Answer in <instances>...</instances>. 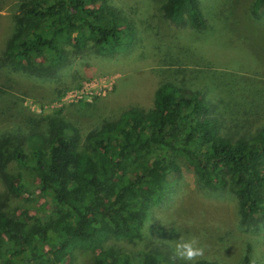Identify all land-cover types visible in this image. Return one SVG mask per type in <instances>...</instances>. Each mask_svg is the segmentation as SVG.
<instances>
[{
    "label": "trees",
    "instance_id": "1",
    "mask_svg": "<svg viewBox=\"0 0 264 264\" xmlns=\"http://www.w3.org/2000/svg\"><path fill=\"white\" fill-rule=\"evenodd\" d=\"M159 1L170 22L206 28L200 0ZM253 8L263 11L264 0H254ZM20 10L1 58L37 77H54L68 62V47L77 54L89 48L113 54L132 31L109 0H25ZM1 103L0 118L16 121L0 132V179L8 192L0 195V264H65L77 250L96 251L90 264H160L153 249L132 263L127 254L101 247L110 239L143 238L149 210L163 200L181 160L202 184L233 186L242 225L264 221V125L229 140L198 90L160 83L152 108L130 107L104 121L86 135L85 147L62 110L37 118ZM37 122L45 130L34 134L40 145L28 164L19 132ZM11 160L37 175L38 195L45 198L40 210L9 209V195L31 196L22 174L9 170ZM239 264L253 262L245 255Z\"/></svg>",
    "mask_w": 264,
    "mask_h": 264
},
{
    "label": "rangeland",
    "instance_id": "2",
    "mask_svg": "<svg viewBox=\"0 0 264 264\" xmlns=\"http://www.w3.org/2000/svg\"><path fill=\"white\" fill-rule=\"evenodd\" d=\"M24 1L0 0V106L1 101L10 106L5 109L37 118L62 110L79 132V146L85 147L86 135L104 121L130 107L152 108L156 87L168 80L198 90L219 119L220 133L231 141L264 125V10L255 12L254 0H200L207 22L201 30L167 20L159 0H109L132 30L121 50L101 54L89 48L77 54L68 47V62L54 77L12 70L1 58ZM12 121L16 120L0 118V132L12 127ZM44 127V122H37L19 132L28 164L40 145L34 134ZM8 168L22 174L31 193L30 199L9 195V209L40 210L45 198L38 195L35 172L15 160ZM5 193L0 179V195ZM180 234L201 237L207 246L202 259L239 264L246 255L253 264H264V221L242 225L233 186L202 184L183 160L180 171L170 177L163 200L150 208L143 238L110 239L101 248L127 254L132 263L140 260L138 254L153 249L160 264H173ZM95 254L77 250L65 264H90ZM180 263L185 262H175Z\"/></svg>",
    "mask_w": 264,
    "mask_h": 264
},
{
    "label": "clouds",
    "instance_id": "3",
    "mask_svg": "<svg viewBox=\"0 0 264 264\" xmlns=\"http://www.w3.org/2000/svg\"><path fill=\"white\" fill-rule=\"evenodd\" d=\"M207 246L201 242V237L195 234L185 237L180 234L176 239L172 255L173 264L184 261L185 264H197L199 259L205 257Z\"/></svg>",
    "mask_w": 264,
    "mask_h": 264
}]
</instances>
